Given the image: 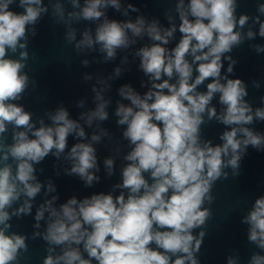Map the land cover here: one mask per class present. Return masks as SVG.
<instances>
[{"label": "clouds", "instance_id": "obj_1", "mask_svg": "<svg viewBox=\"0 0 264 264\" xmlns=\"http://www.w3.org/2000/svg\"><path fill=\"white\" fill-rule=\"evenodd\" d=\"M67 2L79 10L65 15L61 0H49L53 17L66 26L65 38L69 44L75 42L78 52L95 50L99 45L104 60H112L118 49L135 45L136 38L147 36L152 42L134 53L151 88L141 95L131 85L120 87L119 95L129 103L117 102L115 109L117 124L126 126L123 138L131 145L124 156L127 164L122 169V183L115 185L126 193L113 196L101 192L82 200L72 197L58 208L54 206L57 196H52L37 208L33 226L37 231L31 237L9 234L12 217L30 214L32 202L41 192L34 164L50 153L59 159L68 148L70 134L81 140H87V134L64 107L47 113L51 125L40 119V126L36 127L33 114L17 103L30 83L24 71L29 58V26H34L48 8L43 0H0V264H19L29 248L26 241L37 238L48 245L42 264H199L196 254L212 216L214 185L228 179L226 168H231L233 177L240 174L248 146L264 149V134L246 127L254 119L264 120V107L253 111L245 100L248 92L244 81L221 76L224 54L256 35L251 28L246 34L237 30L243 29L250 17L242 14L237 19L238 0H177L178 26L169 14L171 27L162 28L157 20L148 22L143 16L135 21L109 19L104 10L112 7L120 11V0H84L83 6L80 0ZM13 5L23 11L14 10ZM256 8L264 15V2L257 0ZM128 10L139 11L131 3L124 10L125 16ZM101 18L94 35L85 28L82 38L76 39L73 22H95ZM251 19L259 25V36L264 37L260 16ZM177 28L181 34L179 42L166 47ZM31 34H36L34 27ZM254 47L257 52L264 51L259 45ZM17 53L18 58H12ZM226 59L227 71L232 73L236 61L231 56ZM125 62L127 57L122 61ZM83 63L87 65L88 61ZM121 71L117 67L115 76L119 77ZM97 81L103 87L93 86L95 108L80 114V120L89 127L94 121L109 118L110 101L103 92L110 85L99 77ZM205 81H210L206 91H198ZM31 83L34 89L35 81ZM217 94L222 106L219 113L210 106ZM79 106H84L83 101ZM205 116L208 121L215 119L227 126L228 130L220 136L222 144L213 146L210 140L201 139ZM9 126L11 143L6 135ZM102 136L109 133L100 129L89 142L71 146L65 156L71 162L70 169H66L68 175L78 176L89 186L99 180L92 171H99L93 143H99ZM104 165L111 175L114 160L107 158ZM50 192H55L51 182L45 195ZM22 197L25 199L19 207L13 208ZM206 203L209 207H205ZM45 213L47 226L41 232L40 221L45 219ZM242 223L248 225V241L264 250V195L255 199ZM194 229L201 231L193 235ZM57 247L60 252L54 254ZM227 264H236V260L229 257ZM250 264H264V255L254 254Z\"/></svg>", "mask_w": 264, "mask_h": 264}, {"label": "water", "instance_id": "obj_2", "mask_svg": "<svg viewBox=\"0 0 264 264\" xmlns=\"http://www.w3.org/2000/svg\"><path fill=\"white\" fill-rule=\"evenodd\" d=\"M55 0H53V3ZM121 10L109 7L105 9L106 16L109 19L117 21H126L143 16L148 22L157 20L162 28L171 27L168 15L174 17V23L179 24V17L175 11L177 0H120ZM187 3V0H185ZM264 2V0H259ZM65 7V15L70 11H78L73 9L67 0H61ZM84 0H80L83 6ZM131 3L137 12L128 10L125 16L124 10ZM43 4L48 8L43 13L38 22L29 26L27 51L29 58L26 61L24 71L29 76V88L24 93L23 98L17 101L23 105L26 111L31 112L33 123L39 127V120L43 119L45 124L51 125L47 113H54L59 107H64L69 112V117L81 123L85 128L87 140H81L70 134L68 138V148L65 153L57 159L53 154H49L39 164H34L36 168L37 180L42 184L41 192L37 194L33 200L32 212L21 217L13 216L9 223L12 228L11 232L17 234L28 235L31 237L34 231L33 226L36 224L35 213L37 208L44 203L46 199L57 196L54 206L57 208L60 204L66 203L68 199L75 197L82 200L98 193H111L113 196L119 195L121 191L126 190L116 188L115 185L122 183V169L127 164L124 156L131 150L129 142L123 138V130L126 126L118 125V117L115 116L117 102L128 104L119 95V88L124 85H131L135 91L143 95L151 88L149 78L145 76L140 69V59L135 56V51L152 42L147 36L136 38L137 43L131 45L128 49H118L115 59L104 60V53L99 51V45L95 50H86L78 52L75 48V42L69 44L66 40L67 28L63 23H59L52 15V6L49 0H43ZM238 8L236 11L237 19L240 15H248L250 17L248 24L243 29L237 28L242 34H246L249 28L255 33L252 39L245 38L239 46H234L230 53H225L222 57L223 67L221 76H227L230 79L239 78L244 81L248 95L245 100L252 106L253 111L256 108L264 107L261 98L264 97V51L257 52L255 45L264 48V37L259 36L258 24H253L252 17L260 16L264 22V15L257 11V0H238ZM14 10L23 11L16 5ZM101 21H84L73 22L72 27L76 31V39L82 38V32L85 28H90L95 33V28ZM34 27L36 34H31V28ZM181 34L178 31L174 33V38L170 40L168 48H172L179 42ZM11 55V54H10ZM231 56L236 64L233 65V72L228 73L227 69L229 61L226 57ZM127 57V62L122 63ZM12 58H18V53ZM84 60L88 64L83 63ZM121 68V75L116 77L114 70ZM196 73H194L195 75ZM85 76H91L90 80H86ZM107 80L110 87L103 92L104 98L109 100L107 111L109 118L106 121H94L91 127L87 126L80 120V114L88 112L95 108V93L93 86L97 89L103 87L98 83L97 78ZM111 77V79H109ZM32 81H35L33 89ZM257 82L259 87H255L253 82ZM174 82V81H173ZM210 81L198 86V91H206V85ZM222 82H224L222 80ZM83 101V107L79 106ZM210 106H214L219 113L221 105L219 104L218 94L213 98ZM205 124L201 125V139L210 140L212 145L222 144L220 136L227 126L219 123L215 119L208 121L205 116ZM99 124V128H97ZM253 131L264 134V120H255L251 125H246ZM100 129H105L109 136H102L99 143H93L96 149L97 164L99 171L93 169L95 175L99 177L98 181H94L91 186L81 180L76 175H68L66 169H70L71 162L65 159L67 152L71 146L77 142H89L91 135L95 132L99 134ZM8 142L11 143V126H9ZM111 137V139H109ZM117 149L119 151L117 152ZM54 151V150H53ZM112 158L114 160L113 172L111 175L104 165V160ZM224 171L229 173L228 179H221L216 182L213 187L212 194L215 197L213 204L210 206L212 211L211 218L207 221L205 228L206 236L203 241L201 250L197 255L199 264H227L228 258L232 257L236 260V264H250L251 257L254 254L264 255V250L256 247L247 239L248 225L242 223V218L251 210L255 199L264 195V149L257 150L252 146H248L247 153L243 157L239 175L233 177L231 168ZM146 178L147 174H146ZM51 182L55 188V192H47V185ZM24 197L13 205V208L19 207ZM205 207H209L207 203ZM11 211V209H9ZM47 213L45 219L40 221L41 228L44 231L47 226ZM201 229H194L193 235H198ZM29 245L28 251L23 253L19 264H42V260L48 254L46 248L47 243L41 238L26 241ZM59 247L56 253L59 254ZM86 257V254H85Z\"/></svg>", "mask_w": 264, "mask_h": 264}]
</instances>
